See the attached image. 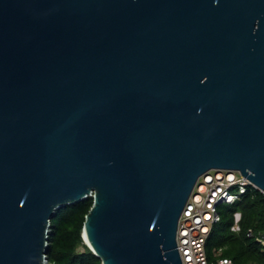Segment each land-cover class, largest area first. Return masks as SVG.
I'll return each mask as SVG.
<instances>
[{"label":"water","instance_id":"water-1","mask_svg":"<svg viewBox=\"0 0 264 264\" xmlns=\"http://www.w3.org/2000/svg\"><path fill=\"white\" fill-rule=\"evenodd\" d=\"M211 169L264 193V0H0V264L89 196L101 264H182Z\"/></svg>","mask_w":264,"mask_h":264},{"label":"trees","instance_id":"trees-1","mask_svg":"<svg viewBox=\"0 0 264 264\" xmlns=\"http://www.w3.org/2000/svg\"><path fill=\"white\" fill-rule=\"evenodd\" d=\"M92 204L89 196L58 208L50 219L45 256L50 264H101L100 258L84 244L81 233L86 213ZM220 220L213 224L206 238L208 261H214L212 249L223 247L222 255L236 264H264V194L254 187L233 204L217 207ZM239 214L238 231H232L235 214ZM251 228L253 234L247 235Z\"/></svg>","mask_w":264,"mask_h":264},{"label":"built area","instance_id":"built-area-1","mask_svg":"<svg viewBox=\"0 0 264 264\" xmlns=\"http://www.w3.org/2000/svg\"><path fill=\"white\" fill-rule=\"evenodd\" d=\"M250 187H254L253 184L238 170L211 169L199 177L177 224L176 245L182 264H236L230 257L222 255V246L212 249L214 261L210 263L205 242L213 224L220 220L217 207L233 204ZM238 219L239 214L236 213L232 230H238ZM252 234L249 228L247 235ZM256 240L264 244L262 237L257 236Z\"/></svg>","mask_w":264,"mask_h":264},{"label":"rangeland","instance_id":"rangeland-1","mask_svg":"<svg viewBox=\"0 0 264 264\" xmlns=\"http://www.w3.org/2000/svg\"><path fill=\"white\" fill-rule=\"evenodd\" d=\"M237 225H238V224H237ZM232 231L237 232L238 230H232ZM243 264H253V263H251V262H247V263H243Z\"/></svg>","mask_w":264,"mask_h":264}]
</instances>
